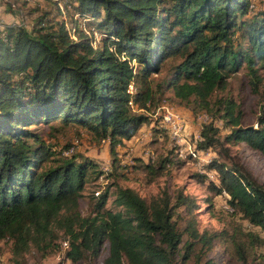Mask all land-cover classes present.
<instances>
[{
  "label": "trees",
  "instance_id": "16d2710c",
  "mask_svg": "<svg viewBox=\"0 0 264 264\" xmlns=\"http://www.w3.org/2000/svg\"><path fill=\"white\" fill-rule=\"evenodd\" d=\"M43 1L29 29L0 25V239L10 240L16 256L30 247L45 250L58 236L71 262L96 258L106 243L102 264H173L177 257L180 263L217 264L205 255L227 234L199 231L195 199L181 188L145 199L116 187L114 210L104 208L109 195L103 190L93 196L91 214L81 215L80 191L94 164L72 154L37 170L52 151L31 126L58 121L107 139L112 149L151 120L160 103L154 95L170 88L186 106L220 112L230 126L226 142H243L264 157V98L255 128L239 125L232 100L209 104L242 64L256 91L255 65L264 66V9L251 10L249 0ZM172 58L178 61L165 86L153 85L150 75ZM215 132L204 124L197 149L210 147ZM204 167L218 178L208 189L225 193L232 213L264 231V186L215 159ZM246 236L249 245L261 240ZM234 237L231 253L246 262L245 246Z\"/></svg>",
  "mask_w": 264,
  "mask_h": 264
},
{
  "label": "rangeland",
  "instance_id": "374dc122",
  "mask_svg": "<svg viewBox=\"0 0 264 264\" xmlns=\"http://www.w3.org/2000/svg\"><path fill=\"white\" fill-rule=\"evenodd\" d=\"M21 1L0 0V25L15 23L29 29L38 13L34 8H39L44 1L26 0L24 4ZM249 2L253 11L264 9V0H249ZM177 61V58L165 61L157 74L150 75L152 84L162 83L163 88L169 67ZM255 66L259 76L255 92L252 91L250 77L245 65L242 64L235 73L224 79L223 84L209 98V104L218 98L232 100L241 113L239 121L241 127L255 128L256 121L262 114L264 66L259 62ZM154 96L160 102L157 109L153 108L154 117L162 114L164 107L170 110L180 126L181 138L169 139L167 130L157 123H152L154 118H151L150 121L139 126L140 129L132 135V140L123 139L122 143L111 149L107 139L99 140L93 134L78 127L61 125L58 121L40 123L31 128L49 146L52 155L50 160L43 162L36 169L52 165L72 154L81 160L86 158L94 164L92 169L88 168L85 183L80 191L78 210L81 215L91 214L95 201L93 196H97L103 190H107L109 195L104 208L114 210L111 201L116 187L132 188L145 199L157 194L163 188L169 191L181 188L185 194L195 199L194 215L197 229L199 231L206 229L210 232L222 231L227 234V239L214 241L212 249L205 257L213 258L217 264H264V231L242 220L238 213L229 212L224 208L228 205L227 195L215 194L208 189L210 182L218 185L217 174L214 170H207L204 167L210 159H215L228 166H235L242 174L248 175L264 186V157L249 149L243 142L224 140L230 126L220 117V112L186 106L172 96L170 88L164 89L160 96L158 94ZM207 123L215 126L216 132L212 135L213 141L210 147L200 150L196 147L199 127ZM193 149L195 155L190 157L188 151ZM179 213L181 209L177 210V214ZM174 220L178 228H181L183 221L178 218ZM246 234L255 235L257 238L259 236L261 240L258 238L249 245ZM232 235L235 236L236 242L244 244L246 262H240L232 255L231 245L228 243ZM65 249L62 239L57 236L49 242L45 250L30 247L21 256H16L11 252L10 240L3 238L0 239V264H102L107 254V244L104 243L96 258L87 257L71 262L63 257ZM173 264H193V262L187 260L180 263L177 257Z\"/></svg>",
  "mask_w": 264,
  "mask_h": 264
},
{
  "label": "built area",
  "instance_id": "2783aa9c",
  "mask_svg": "<svg viewBox=\"0 0 264 264\" xmlns=\"http://www.w3.org/2000/svg\"><path fill=\"white\" fill-rule=\"evenodd\" d=\"M127 92L130 94L133 92V86L131 83H129L127 85ZM127 104L129 107H131L133 109L135 108L134 104H132V102L130 100L127 102ZM154 114H152V116H151L152 118H154V121L152 123H157V124H159V126L164 127L167 130V134H168L169 139L177 140V139L181 138L180 126L174 120L173 115L170 112V110H168L167 108L164 107L162 114H157V116H155V117H154ZM201 127H202V125L199 128L201 129ZM188 154L190 157L194 156L195 155L194 149H193V151L189 150ZM224 208L229 212L233 211V208L230 207L229 205L224 206ZM63 244L65 245L64 242H63Z\"/></svg>",
  "mask_w": 264,
  "mask_h": 264
},
{
  "label": "crops",
  "instance_id": "0c3cea01",
  "mask_svg": "<svg viewBox=\"0 0 264 264\" xmlns=\"http://www.w3.org/2000/svg\"><path fill=\"white\" fill-rule=\"evenodd\" d=\"M140 126H141V125H140ZM139 129H140V127H138V129H137L136 131H138ZM145 135H147V134H144V136H145ZM131 137H132V136H131ZM131 137H130L129 139H127V140H128V141H129V140H132ZM133 137H134V136H133Z\"/></svg>",
  "mask_w": 264,
  "mask_h": 264
}]
</instances>
